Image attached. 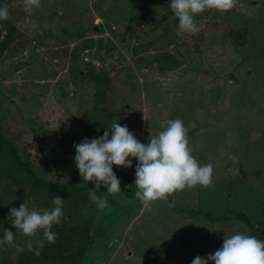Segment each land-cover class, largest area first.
<instances>
[{
    "label": "rangeland",
    "instance_id": "obj_1",
    "mask_svg": "<svg viewBox=\"0 0 264 264\" xmlns=\"http://www.w3.org/2000/svg\"><path fill=\"white\" fill-rule=\"evenodd\" d=\"M168 3L143 10L133 0H40L28 11L24 0H0L9 14L0 20V42L8 38L0 54V129L40 176L94 189L73 147L97 135L83 116L97 89L86 76L89 61L108 72L105 106L122 105L118 116H128L140 142L181 119L192 155L213 166L211 187H186L149 210L135 196V158L130 168L113 165L122 192L98 191L108 206L90 211L94 234L84 264H192L237 232L264 240V0L207 10L195 17L204 25L198 33L165 42L166 28L178 24ZM146 58V65L136 61ZM14 239L28 250L39 237L17 232Z\"/></svg>",
    "mask_w": 264,
    "mask_h": 264
},
{
    "label": "clouds",
    "instance_id": "obj_2",
    "mask_svg": "<svg viewBox=\"0 0 264 264\" xmlns=\"http://www.w3.org/2000/svg\"><path fill=\"white\" fill-rule=\"evenodd\" d=\"M40 0H24L25 9L31 11L39 6ZM237 0H170V7L178 18V32L196 34L203 27L197 24L195 17L207 10L228 12L232 10ZM6 7H0V20L8 19ZM163 130L150 138L145 145L140 142L128 126L114 121L102 136L74 143V162L83 179L91 182L94 189L89 198L97 209H104L108 201L104 195H98L103 187L107 193L115 194L121 191V182L113 170V165L130 168L135 158L137 201L146 209L158 200H167L176 191L192 188L197 185L212 186V164H200L192 155L193 148L189 146L188 129L181 119H169L162 125ZM64 202L59 195L52 198V207L44 211L30 209L25 201L17 208L9 209V219L16 232L5 229L0 238V246L15 245V235L22 232L26 236L43 233L44 239L55 243L58 233L52 231L53 225L61 222L64 216ZM32 250V245H28ZM40 247H44L43 240ZM18 251L22 249L18 248ZM39 255V251L36 252ZM264 264V240L255 236L237 232L224 237L222 246L209 254L207 258L197 256L192 264Z\"/></svg>",
    "mask_w": 264,
    "mask_h": 264
},
{
    "label": "trees",
    "instance_id": "obj_3",
    "mask_svg": "<svg viewBox=\"0 0 264 264\" xmlns=\"http://www.w3.org/2000/svg\"><path fill=\"white\" fill-rule=\"evenodd\" d=\"M155 2L164 5L166 2L170 3V0H133V4H136L138 8H142L143 10L144 7L151 8ZM134 23V17L130 16L128 18L130 28ZM176 33H178V24L174 22L170 30L166 28L165 33L162 35L163 41L175 40ZM241 34L244 35L245 31ZM230 35L233 42H238L240 46L244 44L243 41L239 40L238 32H231ZM7 42L8 38L4 36L0 42V54ZM159 42H161V39ZM159 54H155V60H158ZM98 55L99 57L95 54L98 60H102L99 50ZM141 60H136L140 66L146 65L149 61L146 58L140 63ZM94 67L91 61L85 63L86 76L88 79L96 82L97 89L92 93L91 104L84 111L83 116L91 118L93 128L90 131L97 132V138L98 136H102L104 131L110 128L114 121H118L121 125H127L129 119L127 118L128 116H118V111L123 108L121 104L117 110L109 108L107 105L105 106L104 103L108 100L105 90L110 85L109 75L104 69H99L96 72ZM36 74L39 76V71ZM77 75H79V72ZM86 102L85 100L84 103L86 104ZM18 103L21 109L26 101L22 98L19 99ZM23 110L21 116L25 117ZM100 131L101 134L99 133ZM88 189L82 185L74 186L73 184L53 181L52 179L40 176L35 171V168L22 158L19 148L0 129V238L3 237L5 229H14L16 231L9 219L10 208L18 209L26 201L30 209L44 211L53 206L52 198L54 196L59 195L65 200L63 207L64 216L61 218L59 224L52 227V231L58 233L55 243H49L46 239L42 238L43 233L39 232L35 236H28L31 240L39 237L35 241V247L32 246V250H29V247L27 250V245L24 247L19 244L16 245L17 247L9 245L0 246V264H84L85 256L89 255L87 251L92 244L94 234V232H90L92 225L89 214L95 208V203L90 200L89 193L92 190ZM236 217L246 220V216L242 213H237ZM42 240L44 247L41 248L40 241ZM18 248L22 249V251H18ZM37 251H39V255L36 254Z\"/></svg>",
    "mask_w": 264,
    "mask_h": 264
}]
</instances>
